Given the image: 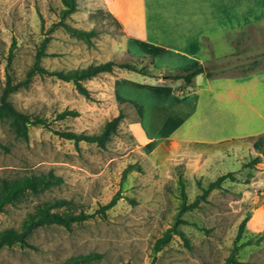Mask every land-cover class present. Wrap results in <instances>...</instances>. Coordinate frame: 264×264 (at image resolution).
<instances>
[{
    "label": "rangeland",
    "instance_id": "374dc122",
    "mask_svg": "<svg viewBox=\"0 0 264 264\" xmlns=\"http://www.w3.org/2000/svg\"><path fill=\"white\" fill-rule=\"evenodd\" d=\"M76 3L75 11L62 16V0H0V90L10 48L8 71L17 81L35 61L43 42L39 63L48 70L68 71L112 60L133 62L155 76L115 66L112 72L84 82L91 95L86 98L71 81L35 74L27 87L10 94L15 108L45 116L56 130L96 133L120 109L125 117L104 148L83 140L75 144L41 125L29 126L27 138L18 137L8 120H0V141L8 148L0 147V178L49 172L59 178L42 193H28L7 205L0 213V229L18 228L38 203L53 198L70 200L75 212L94 213L69 230L58 225L37 228L28 238L33 248H0V264H61L88 253L101 257L79 264H225L247 213L250 218L237 242L245 243L236 259L242 264H264V151L254 148V139L244 137L193 146L196 154H186V163L173 162L168 151L156 145L177 122L173 107L184 104L165 96L176 92L177 80L158 83L155 78L169 80L168 73L190 68L159 69L149 56L131 55L126 47L133 45L132 40L121 44L123 32L115 17L92 0ZM73 29L94 33L85 38ZM227 31L201 40L206 70L213 76H239L264 68V18ZM64 109H75L79 115L55 119ZM255 157L259 161L252 163ZM226 172L236 180L225 179L222 189L208 193V202L182 213L186 223L178 228L188 243L172 234L154 253L155 240L176 220L179 176L190 202L201 192L197 180L205 185ZM116 192L121 197L106 215L95 213Z\"/></svg>",
    "mask_w": 264,
    "mask_h": 264
},
{
    "label": "crops",
    "instance_id": "0c3cea01",
    "mask_svg": "<svg viewBox=\"0 0 264 264\" xmlns=\"http://www.w3.org/2000/svg\"><path fill=\"white\" fill-rule=\"evenodd\" d=\"M92 1L120 23L121 44L132 40L126 52L152 56L159 69L203 65L201 40L207 35L235 31L264 18V0ZM175 80L176 92L165 96L184 107H173L177 122L156 145L168 151L173 162L186 163V154H196L193 146L254 139L264 133V68L239 76L200 73L192 87H186L182 79L155 78L158 83Z\"/></svg>",
    "mask_w": 264,
    "mask_h": 264
},
{
    "label": "trees",
    "instance_id": "16d2710c",
    "mask_svg": "<svg viewBox=\"0 0 264 264\" xmlns=\"http://www.w3.org/2000/svg\"><path fill=\"white\" fill-rule=\"evenodd\" d=\"M64 7L61 10L62 16H65L68 13H71L76 10L77 3L76 0H62ZM109 13V12H108ZM110 14V13H109ZM73 31L85 38L92 35L93 30H84V29H73ZM42 47H44V42L41 44L35 61L27 69L25 75L20 80H13L8 69L10 67L12 59V47L9 50L6 62L5 70V82L0 90V120L6 119L9 121L11 129L18 137L27 138L29 126L31 125H41L54 133L74 141L75 144H78L79 141H86L95 143L97 146L104 148L106 143L111 139V136L117 132L119 123L125 117V113L120 109L118 113L113 116L111 119L104 122L100 130L96 133H76L72 131H62L56 130L50 124L48 118L45 116L30 115L28 113L19 111L13 106L9 101V96L11 93L17 91L20 88H25L28 86L31 78L35 74H45L55 76L59 79L65 81H71L75 88L80 94L86 98H91L88 88L85 86L84 82L88 79H91L100 73L103 72H112L114 67L117 66L124 70L134 71L141 75L154 77L155 75L147 72L142 67H138L133 62H122L115 63L112 60L103 61L97 64H89L85 67L74 68L68 71L62 70H48L39 63V56L42 53ZM264 55V52L262 53ZM151 63H153L152 56H149ZM204 73L207 77H212V73L202 65L197 64L190 68L187 71H176L168 73L166 75L169 79H182L186 87H192L193 81L196 75ZM79 113L75 109H64L58 112L55 115V119H64L66 117H75ZM264 142V133L254 137L253 146L256 150L264 151L262 144ZM0 147L8 150L7 146L2 144L0 141ZM259 161L258 157H255L252 160V163ZM129 165L124 169V173L130 168ZM51 172L48 174H29L23 175L18 178H0V213L4 212L7 205L16 204L26 197L28 193L39 194L47 189L55 180H58ZM225 179L231 181L236 180V177L232 172H226L219 175L216 179L208 181L203 185L200 180H197V185L201 190L200 193L196 194L192 201L187 202V196L184 189V178L182 175L178 178V184L180 188V206L176 214V220L172 226L168 227L163 234L157 238L154 242L153 252L159 251L163 245H165L171 238L172 234L180 235L185 243H188L187 238L184 236L183 232L178 228L180 223H186L181 215L183 212L199 207L201 202H208L207 195L210 191L214 189H222V182ZM121 197L119 192H116L108 202L105 204H100L95 210V213L99 214L101 217L106 215V211L110 209ZM94 213H88L83 210L73 211L71 209V201L66 198H53L49 200L42 201L38 203L34 210L27 214V216L22 220L18 228L14 227H5L0 229V248L2 247H11L14 245H19L21 247H34L28 241L30 235L39 227L58 225L66 229H71L73 224L80 223L85 221L89 217L93 216ZM250 218V213H247L245 217L241 220L237 234L234 239V245L226 258L225 264H242L241 261L236 259V253L243 243H237L243 232L245 231L246 223ZM101 257L99 253H88V254H79L75 256L68 257L61 264H79V263H90L93 260H98Z\"/></svg>",
    "mask_w": 264,
    "mask_h": 264
}]
</instances>
